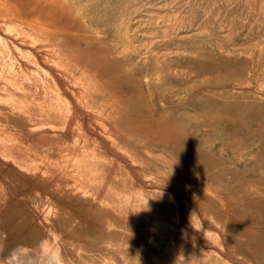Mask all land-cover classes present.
<instances>
[{"label": "rangeland", "instance_id": "374dc122", "mask_svg": "<svg viewBox=\"0 0 264 264\" xmlns=\"http://www.w3.org/2000/svg\"><path fill=\"white\" fill-rule=\"evenodd\" d=\"M22 1L0 6V23L15 22L0 26V38L21 32L36 43L11 54L26 64L20 81L31 90L17 94L29 104L1 95L15 110L0 107L14 121H0V137L18 144L9 139L17 150L0 153V259L59 233L71 264H264V0ZM57 3L72 32L62 38L39 31L46 17L36 14L51 5L58 14ZM39 46L50 56L63 48L78 72L88 64L104 119L122 111L129 120L117 131L123 141L77 149L83 132L71 106L52 102L63 69L42 62L37 72L28 61V51L42 61ZM34 111L47 126H25Z\"/></svg>", "mask_w": 264, "mask_h": 264}, {"label": "bare ground", "instance_id": "6f19581e", "mask_svg": "<svg viewBox=\"0 0 264 264\" xmlns=\"http://www.w3.org/2000/svg\"><path fill=\"white\" fill-rule=\"evenodd\" d=\"M3 1H6V0H0V6L2 5V7H3V5H4V3H3ZM20 1H22V0H20ZM33 1V0H32ZM34 2V1H33ZM41 2V1H40ZM47 2H48V0H47ZM53 2V1H52ZM22 3H23V1H22ZM42 3H44L43 1H42ZM41 5H44V4H41ZM35 6H37V4L35 5ZM52 6V5H51ZM51 6H47V10H46V12H43V10H41L40 9V7L38 8V9H40L39 10V12L37 13L36 12V14L38 15V16H40V14L43 16V17H46V22H45V24L42 26L41 25V27L39 26V31H42V33L44 34V35H54V36H56V37H59V38H62V37H64V36H66V35H71L72 34V32L69 30L70 29V27L68 26V23L66 22V21H64V16L65 15H63L64 14V5H59V3H57V5L55 4V7H57V9H58V14H57V12L56 13H52L51 14V12L50 11H48V10H50V9H48L49 7H51ZM6 7V6H5ZM32 7H33V5H32ZM53 7V6H52ZM1 9V8H0ZM34 9H36V8H34ZM38 9H36V10H38ZM46 9V8H45ZM55 9V8H54ZM53 9V10H54ZM3 11H4V9H3ZM41 16V17H42ZM4 17H6V16H4ZM2 19H4V18H2ZM8 20V19H7ZM7 20H5L4 22H2V23H0V26L2 27V29L3 28H5L6 26H9L10 24H13V23H15L14 21H7ZM68 21V20H67ZM1 22V21H0ZM69 22V21H68ZM15 25H17V24H15ZM8 29V28H7ZM58 31V32H57ZM59 31H61V32H59ZM5 35V34H4ZM9 36V35H8ZM11 36V35H10ZM3 37V36H2ZM13 38H11V40L10 39H8L6 36L5 37H3L2 39L0 38V107L1 108H3L4 110H10V111H14L15 110V108L13 107V103L10 101V102H6V99H5V97H2L1 95H5V93H7V92H9L11 95H13V94H17V92H19V90H21L22 91V93L24 92V91H26L27 89L30 91L31 90V86L30 85H25L24 84V81H26V79L22 82V81H20V77H21V75L20 74H22L21 72H22V69H23V65L24 66H26V64L25 63H23V61H22V59H20V58H22V57H24L25 55L24 54H22V53H25V52H23V50H21L23 47H25V48H29L30 46L32 47H34L35 45H36V43H34V40H31L30 38H28L27 36H26V34H24V35H21V32H18V34L16 33V35L15 36H12ZM17 41V42H15V41ZM6 41V42H5ZM9 44V45H8ZM38 48V50L39 51H41V60H42V62L43 63H45V65H58L61 69H63V70H58V71H56V77H52V83L54 84V86H55V89H61L60 87H58V84H60V85H62L63 86V88L61 89V90H58L57 89V91H59V92H56L55 94H53V96H52V102L53 103H55V102H57L58 103V101H63L64 103H66V104H68V106L70 105V101H73L74 102V105L73 106H75L76 108H77V110H80L81 111V113L82 114H84L83 116L85 117V119L87 120V128L88 129H90L89 130V132H91V133H96L97 134V137L100 139V141H97V140H94L93 138H90V137H88L83 131V135H82V137H81V139H82V142H80L79 140H76L75 139V142H76V147H77V149L78 148H80V149H82V150H84V149H87L89 146H93V147H96V148H101V147H104V146H109L110 148L113 146L112 145V143H114L113 142V138H115V134L116 133H118L117 131H118V128H117V121L116 120H114L113 119V121H112V119L110 118L109 120H108V126L106 127V126H104V124H103V121H104V116H107L108 117V113H105V111L106 110H108V108H105V107H107V105H106V101H104V102H102L101 101V103L99 104V103H96V102H94L93 101V98H94V95H98V96H103V94H102V92L101 91H99L100 89H98V90H96V88H94V87H92L93 85H92V83H90V79H88V77H87V72L86 71H90V68L88 67V64L87 63H85V64H83L84 65V68H83V71H81V72H78V71H76V70H73L72 69V63L70 62V61H68V53H67V51L66 50H64L63 48H61V47H59V46H57V47H55L54 48V50H55V53H54V55H52V56H50L48 53H46V52H42V48L39 46V47H37ZM25 51V50H24ZM32 51V50H31ZM29 53L27 54L28 56H30V58H29V63H31L32 65H35V69L37 70V72H39V71H41L42 72V69H40L41 67L39 66V65H37V61H36V59L34 58V56L36 55H32V52H30V51H28ZM34 52V51H33ZM12 53H14V55H16V54H18V55H20L19 57V59L16 57V58H14V57H12ZM13 55V56H14ZM7 57H9V59L7 58ZM165 69H167V67L165 68ZM44 70V69H43ZM69 70L71 71V75H72V80L70 79V77L69 76H67L66 75V72H69ZM46 72V71H45ZM52 74V73H51ZM31 75H32V73H31ZM95 76V75H94ZM35 77H36V75H35ZM21 78H23V76L21 77ZM36 78H38V76L36 77ZM94 79H95V77H94ZM33 80V79H32ZM39 80V79H38ZM34 81V80H33ZM35 82V81H34ZM202 82H207V80L206 81H202ZM29 84L30 83H32V82H28ZM27 83V84H28ZM42 83H43V81H42ZM45 83V82H44ZM10 84L12 85V87L13 86H18L17 87V89L18 90H16V89H14L15 91H13V89L12 90H10L9 89V87H10ZM35 85H37L36 83H34ZM46 84V83H45ZM48 84V83H47ZM39 85V84H38ZM59 85V86H60ZM77 85V86H76ZM42 86H44V84H42ZM15 87V88H16ZM37 87V86H36ZM46 87V86H45ZM50 87V86H49ZM20 88V89H19ZM26 89V90H25ZM36 88H34V90H35ZM38 89V88H37ZM44 89V88H43ZM24 90V91H23ZM40 90V89H39ZM38 90V91H39ZM47 90V89H46ZM50 90H51V88H50ZM43 91V90H42ZM52 91V90H51ZM56 91V90H55ZM32 92H35L36 94H38V92H37V90H35V91H32ZM54 93V92H53ZM25 94V93H24ZM32 94V93H31ZM46 94V92H44L43 93V95H45ZM15 95H13V96H15ZM28 95V94H27ZM42 95V96H43ZM17 96H20V101H22V103H21V107L23 106H26V104L28 105L29 104V100L26 98V96L25 95H18L17 94ZM33 96V95H32ZM42 96H37V98H35V100H37L39 97L41 98V99H43V98H46V96L45 97H42ZM36 97V96H35ZM18 98V97H17ZM29 98V97H28ZM31 99H32V97H30ZM19 99V98H18ZM48 99V98H47ZM34 99H33V101H35ZM39 100V99H38ZM37 100V101H38ZM49 100V99H48ZM50 100H51V98H50ZM50 100H49V102H50ZM70 100V101H69ZM13 101V100H12ZM43 101V100H42ZM44 101H46V100H44ZM30 102H32L31 100H30ZM36 103V102H35ZM42 103V106H44L43 105V103H45V102H41ZM40 103V104H41ZM53 103H51L52 105L51 106H48V105H45V106H48V108L49 109H51L52 108V106H53ZM64 103H63V105L62 106H64ZM32 104V103H31ZM39 104V103H38ZM48 104H50V103H48ZM56 104V103H55ZM61 104H62V102H61ZM61 104H60V106H61ZM94 104H97V105H94ZM72 105V104H71ZM70 105V106H71ZM7 106H9V107H7ZM30 106V105H29ZM58 106V105H57ZM67 106V105H66ZM67 106V107H68ZM37 107V106H36ZM54 107V106H53ZM110 107H111V105H110ZM57 108L58 107H56V110H57ZM69 108V107H68ZM40 109H41V107H40ZM44 109L46 110L47 109V107L45 108L44 107ZM60 109H61V107H60ZM71 110H72V108H70ZM18 110V109H17ZM27 110V109H26ZM62 110V109H61ZM31 111H33V110H31ZM47 111H49V110H47ZM40 112V111H39ZM44 112H46V111H44ZM64 112H65V109H64ZM67 112H68V110H67ZM72 112L74 113L75 111H73L72 110ZM11 113V112H10ZM28 113V112H27ZM26 113V114H27ZM34 113H35V111H34ZM81 113H79V114H81ZM3 114L5 115L6 113H1L0 114V117H2L1 119H0V121H2L3 123L6 121L7 123H12L13 124V122L12 121H10L12 118L11 117H9L8 119H9V121L8 120H6L5 119V117L3 116ZM60 114V113H59ZM67 114V113H66ZM69 114V113H68ZM31 116H32V118H29V120H27L26 121V123H25V126L26 127H28L29 129H31L32 128V130L34 129V127H38V128H42V126H47L46 124L44 125V122H43V119H42V114H30ZM49 116V115H48ZM79 117V115H73L72 116V119H76V123L78 124H76V123H74V120L72 121L73 122V125L74 126H78L79 127V129L80 130H82L83 128L81 127V126H83L82 125V123H81V120H82V118H78ZM58 117H64V116H61V114H60V116L58 115ZM66 117H68V116H66ZM54 118V117H53ZM46 120H49V118L48 119H46ZM61 120H62V118H61ZM58 121V120H57ZM56 121V122H57ZM66 121V120H65ZM61 122H63V121H61ZM58 123V122H57ZM133 123H134V121H133ZM135 124V123H134ZM64 125H62V127H63ZM66 128L64 127V129L67 131V132H69L70 133V130H71V126H72V123L70 122V123H67L66 124ZM51 128L52 130H56L57 129V131H58V126L56 127L55 126V124L53 123V121H51V123H50V126H48V128ZM0 130H1V126H0ZM4 130V129H3ZM79 132V131H78ZM4 133V132H3ZM3 133H1L0 132V135H2ZM71 134V133H70ZM3 135H5V134H3ZM8 135V134H7ZM80 135V136H81ZM6 136V135H5ZM9 136H10V134H9ZM58 136V135H57ZM71 136V135H70ZM16 137V136H15ZM30 135L27 137V138H29V139H26V138H24L25 139V141H30ZM68 137V136H67ZM78 137V136H77ZM13 138V137H12ZM11 138V139H12ZM80 138V137H79ZM10 139V138H9ZM9 139H8V137H7V139H5V138H3V136L2 137H0V153H6V152H9L10 153V150H14V148L13 147H15V150H17L16 149V145H15V143L13 144V143H9L10 141H9ZM10 139V140H11ZM14 139V141H15V138H13ZM13 139H12V142H13ZM42 139V136H39V139H38V137H37V141H39V140H41ZM63 139V138H62ZM102 139V140H101ZM103 139L105 140V143H103ZM109 141V142H108ZM15 142H17V141H15ZM20 142V141H19ZM48 142V141H47ZM68 142V141H67ZM12 144V145H9V144ZM80 143H82L81 145H80ZM17 144H18V142H17ZM21 144V143H20ZM25 144V143H24ZM33 144V143H32ZM23 146V145H22ZM25 146V145H24ZM74 146V148H76ZM106 146V147H107ZM18 147V146H17ZM28 147V146H27ZM56 147V146H55ZM20 148H22V147H20ZM73 148V147H72ZM71 148V149H72ZM113 148V147H112ZM65 149H66V147H65ZM80 149H78V150H80ZM22 150H24V149H22ZM25 150H27V148H25ZM35 150H39V148H35ZM68 150V149H67ZM28 151L30 152V150H29V148H28ZM27 152V151H26ZM28 152V153H29ZM32 152V151H31ZM66 152V151H65ZM79 152V151H78ZM12 153V152H11ZM17 153H19V152H17ZM21 154H22V151L20 152ZM74 153V152H73ZM80 153V152H79ZM35 154H36V152H35ZM58 154V153H57ZM83 155H84V153H82ZM117 154V153H116ZM16 154H11V155H9V156H11L12 157V159L13 160H11V161H14L21 169L24 167V169H26V171L28 172V168L26 167L27 165H26V163H24L23 164V161L24 160H22L21 161V157H19V156H15ZM62 155V154H61ZM77 155H78V153H77ZM100 155V154H99ZM102 155V154H101ZM6 156V155H5ZM4 156V157H5ZM32 156V155H31ZM69 156V155H68ZM34 157V156H33ZM37 157V156H36ZM78 157V156H77ZM88 157V156H87ZM109 157V156H108ZM117 157V156H116ZM6 158H8V157H6ZM38 158V157H37ZM44 158V157H43ZM42 158V159H43ZM47 158H48V156H47ZM46 158V159H47ZM82 158V157H81ZM89 158V157H88ZM17 159L19 160V161H17ZM25 159V158H24ZM49 159V158H48ZM87 159V158H86ZM9 160V159H8ZM33 160V159H32ZM83 160H84V157H83ZM115 160V159H114ZM194 160V159H193ZM17 161V162H16ZM31 161V160H30ZM42 161V163H43V160H41ZM22 162V163H21ZM25 162V161H24ZM32 162V161H31ZM74 162V161H73ZM85 162V161H84ZM86 162H87V160H86ZM112 162V161H111ZM41 163V162H40ZM41 163V164H42ZM46 163V162H45ZM81 163H83V162H81ZM54 164V163H53ZM48 165V164H47ZM55 165V164H54ZM83 166H84V163L82 164ZM87 165L90 167V165H92V164H89V163H86L85 164V167H87ZM128 165H129V163H128ZM2 166V165H1ZM42 166V165H41ZM132 166V165H131ZM3 168H4V166H2ZM40 167V166H39ZM123 167V166H122ZM19 168V169H20ZM48 168V167H47ZM47 168H45V170L47 169ZM51 168V167H50ZM57 168V167H56ZM131 168V167H130ZM52 169V168H51ZM59 169V168H58ZM58 169L56 170V171H58ZM85 169V168H84ZM87 169V168H86ZM93 169V168H92ZM210 170V169H209ZM208 170V171H209ZM8 171H9V167H8ZM25 171V170H24ZM61 171V170H60ZM32 172V171H31ZM43 172V171H42ZM66 172H68V171H66ZM75 172V171H74ZM87 172V171H86ZM52 173V172H51ZM56 173V172H55ZM92 173V172H91ZM127 173H128V170H127ZM211 173V172H210ZM67 174V173H66ZM87 174V173H86ZM134 175V174H133ZM62 176V175H61ZM69 176H71V175H69ZM73 176V175H72ZM89 175H87V177H88ZM86 177V176H85ZM32 178V177H31ZM82 178V177H81ZM86 179V178H85ZM20 180H22V179H20ZM26 180H27V178H26ZM90 179H88V181H89ZM139 180V179H138ZM29 181H30V179H29ZM33 181V180H32ZM60 181V180H59ZM82 181L84 182V180L82 179ZM82 181H81V183H82ZM137 181V180H136ZM140 181V180H139ZM27 182H28V180H27ZM37 182V181H36ZM117 182V181H116ZM24 183V182H23ZM30 183H32V182H30ZM77 183V182H76ZM92 183H94V181L92 182ZM142 183V182H141ZM27 184V183H26ZM33 185H34V183H32ZM85 185H86V183H84ZM100 184V183H99ZM28 185V184H27ZM90 187H92V185L90 184V181H89V184H88ZM95 185V184H94ZM29 186V185H28ZM36 186V185H35ZM44 186V185H43ZM77 186H79V185H77ZM46 187V186H45ZM89 187V188H90ZM101 187V186H100ZM39 188V187H38ZM43 188V187H42ZM83 188H85V187H83ZM97 188V187H96ZM99 188V187H98ZM97 188V189H98ZM139 188V187H138ZM40 189V188H39ZM46 189V188H45ZM45 189H44V191H45ZM31 190H32V188H31ZM60 190V189H59ZM85 190V189H84ZM90 190H92V189H89L88 191H90ZM37 191V190H36ZM43 191V190H42ZM97 192V191H96ZM105 192H107V191H105ZM47 193V192H46ZM86 193V192H85ZM99 193V192H98ZM48 194V193H47ZM107 194V193H106ZM113 194V193H112ZM108 195H110V194H108ZM117 195V194H116ZM98 196H99V194H98ZM136 196V195H135ZM112 197V196H111ZM137 197V196H136ZM62 200V199H61ZM134 201V200H133ZM108 202V201H107ZM113 202V201H112ZM58 204H60L59 202H57ZM71 203V202H70ZM118 203V202H117ZM130 203V202H129ZM114 204V203H113ZM112 204V205H113ZM146 204V203H145ZM119 205V204H118ZM124 205V204H123ZM116 206V205H115ZM121 206V205H120ZM119 206V207H120ZM78 207V206H77ZM107 207H108V205H107ZM117 207V206H116ZM115 207V208H116ZM119 207H118V209H119ZM79 208V207H78ZM81 208V207H80ZM121 208V210H122V206L120 207ZM72 209V208H71ZM109 209V208H108ZM111 209V208H110ZM135 209V208H134ZM118 211H120V209L118 210ZM126 211V210H125ZM124 211V212H125ZM12 212V211H11ZM113 212V211H112ZM152 212V211H151ZM80 213V212H79ZM121 214V213H120ZM68 215V214H67ZM121 215H123V214H121ZM77 218V217H76ZM80 218V217H79ZM85 220V219H84ZM159 220V219H158ZM91 225V224H90ZM74 227V226H73ZM90 227V226H89ZM181 228V227H180ZM183 228V227H182ZM72 233V232H71ZM101 234V233H100ZM74 238V237H73ZM87 241H88V239H87ZM27 242V241H26ZM264 246V245H263ZM157 252V251H156ZM264 252V251H263ZM264 254V253H263ZM261 256V255H260ZM184 257V256H183Z\"/></svg>", "mask_w": 264, "mask_h": 264}, {"label": "clouds", "instance_id": "9594fccd", "mask_svg": "<svg viewBox=\"0 0 264 264\" xmlns=\"http://www.w3.org/2000/svg\"><path fill=\"white\" fill-rule=\"evenodd\" d=\"M61 239L57 233L55 243L50 238H44L34 247L17 244L7 256L0 259V264H71L70 258L64 256L60 247ZM5 247L6 244L0 242V253H3Z\"/></svg>", "mask_w": 264, "mask_h": 264}, {"label": "crops", "instance_id": "0c3cea01", "mask_svg": "<svg viewBox=\"0 0 264 264\" xmlns=\"http://www.w3.org/2000/svg\"><path fill=\"white\" fill-rule=\"evenodd\" d=\"M21 50H23V52H24V50L25 51H27V48H25V47H23ZM37 55V54H36ZM36 60H37V58H36ZM37 63H38V65L40 66V67H42V69H43V66H42V61H40V60H38L37 61ZM46 69L47 70H49L50 71V73H51V68H48V67H46ZM51 75H53V71H52V74ZM58 87H60L59 86V84H58ZM61 88V87H60ZM58 89V88H57ZM62 89V88H61ZM61 89H58V90H61ZM70 101V100H69ZM93 101L94 102H96V103H101V101L102 102H104L105 101V98H102L101 96H98V95H94V98H93ZM70 103V105H71V108H72V110L73 111H75L74 112V115H79V117L78 118H82V120H81V123H82V125L83 126H81L83 129H82V131L88 136V137H90V138H93L94 140H97V141H100V139L97 137V134L96 133H91V132H89V130L90 129H88L87 128V120L85 119V117L83 116L84 114H82L81 113V111L80 110H77V108L75 107V106H73L74 105V102L73 101H70L69 102ZM94 105H97V104H94ZM122 112V111H121ZM121 112L118 114V116L116 117V123H117V128L118 129H121L122 128V125H123V123L125 124V123H129V120H127L126 118H122L121 117ZM79 113H81V114H79ZM134 123H136L137 124V122H134ZM103 124H104V126H108V120L107 119H104V121H103ZM58 133H59V131H58ZM57 133V135H59ZM71 134L68 132L67 133V136H68V139L69 140H71L70 138H72L73 136H70ZM64 137V136H63ZM73 139V138H72ZM102 140V139H101ZM113 141H123V139L120 137V134L119 133H116L115 134V138H113L112 139ZM80 142H82V139L80 140ZM103 143H105V140L103 139ZM107 146V145H106ZM106 146H104L103 148H104V150H105V152H106V150L108 149V146L106 147ZM114 156L116 157H120L118 154H114Z\"/></svg>", "mask_w": 264, "mask_h": 264}]
</instances>
